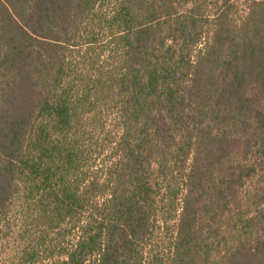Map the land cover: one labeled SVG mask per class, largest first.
<instances>
[{
    "label": "trees",
    "instance_id": "1",
    "mask_svg": "<svg viewBox=\"0 0 264 264\" xmlns=\"http://www.w3.org/2000/svg\"><path fill=\"white\" fill-rule=\"evenodd\" d=\"M12 235L0 264H264V0H0Z\"/></svg>",
    "mask_w": 264,
    "mask_h": 264
},
{
    "label": "rangeland",
    "instance_id": "2",
    "mask_svg": "<svg viewBox=\"0 0 264 264\" xmlns=\"http://www.w3.org/2000/svg\"><path fill=\"white\" fill-rule=\"evenodd\" d=\"M243 1V0H240ZM111 117V116H109ZM6 240V241H5ZM1 244L0 242V257L4 258V255L6 256V253L4 252L5 250H9L12 245H14L16 243V238L12 236H10L9 238L5 239ZM154 244H157V246L161 249H167V233L163 234V233H159L158 237L156 238V241L154 242Z\"/></svg>",
    "mask_w": 264,
    "mask_h": 264
}]
</instances>
